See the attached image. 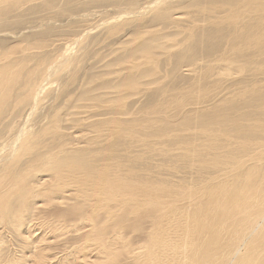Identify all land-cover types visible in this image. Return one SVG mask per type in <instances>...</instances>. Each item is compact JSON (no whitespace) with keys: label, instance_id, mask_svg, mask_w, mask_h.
I'll return each mask as SVG.
<instances>
[{"label":"bare ground","instance_id":"obj_1","mask_svg":"<svg viewBox=\"0 0 264 264\" xmlns=\"http://www.w3.org/2000/svg\"><path fill=\"white\" fill-rule=\"evenodd\" d=\"M55 1L0 0V20ZM166 1L146 5L172 43L118 45L80 90L53 80L76 78L54 40L0 50V226L25 230L30 257L47 251L27 234L38 218L69 235L65 264H264V0H195L175 17ZM184 66L194 93L154 91Z\"/></svg>","mask_w":264,"mask_h":264},{"label":"rangeland","instance_id":"obj_2","mask_svg":"<svg viewBox=\"0 0 264 264\" xmlns=\"http://www.w3.org/2000/svg\"><path fill=\"white\" fill-rule=\"evenodd\" d=\"M128 1L129 0H58L55 1L56 4L54 3L52 9H39L36 12L30 10L24 13H11L5 19L0 20V47L2 48H0V50L19 49L26 44L30 33L42 34V37L54 40L55 45L52 47H58V53L65 52L64 54L66 55L72 52L71 55H73V64L70 68L72 70L71 73L76 74L74 83H71L72 85L69 83H67L68 85L66 84V79L68 82V75L70 74L68 71L69 68L68 70L67 68H63L64 70L62 69L61 71L59 70V74L57 72L53 80L57 78L58 75L59 79H56V81L59 80L58 83H60V88H63L64 85L67 87L71 86L69 89H74L75 87L77 88L76 90H80L77 85H81L84 76L92 75L93 79L99 78L97 76L104 70V68H101L104 63L102 57L113 58L112 50L116 49L118 45H122L125 50H128L144 41H151L156 45L159 43H172V37L169 42H165L162 37L166 36L165 33L173 32V27L171 25L167 26V24L164 25L159 20H153L156 13L154 15V13H152L153 11H147L149 7L147 6L149 4L148 1L150 0H133V3H136V5L129 4L131 1ZM190 3H195V0H167L164 5L168 7V12L172 13L171 17H175L177 16L176 12L181 13V10L189 6ZM140 7L142 8L140 9ZM118 9L123 12L121 16L123 15L124 18L120 20L121 24L117 25L118 22H115L113 18L121 13ZM185 15H180L183 19L182 21L187 20ZM114 27L118 32L115 30V34L109 35L108 32ZM69 46L71 47L69 48ZM182 50V46H172L170 49H167L170 53H181ZM18 55L20 54H15L14 56ZM182 57L185 58L186 55ZM182 63H186V61ZM95 66L99 67L96 68ZM184 68H186V66L182 67L180 72L176 71V73H173L174 76L170 75L168 78L161 76L160 79L155 82L154 88L156 89L154 91L157 93L158 91H163V95L172 93L176 96L179 95V91L185 95L194 93L195 91L192 90L188 82L191 74H189L186 69L185 71ZM228 76L239 77L235 74ZM98 81L99 80H96V82ZM55 87L56 84H52V86L47 89L48 92L46 93H48V95L46 99L53 94V89H55ZM195 96L196 95L193 97ZM147 100V96L141 98L137 97L136 103L142 104ZM43 104H46V102ZM46 106L48 105L46 104ZM22 119L23 118L17 121L13 126V133L17 132V129L19 130L18 125L21 123ZM175 122H177V120ZM16 126H18V128ZM177 153L181 154V150H178ZM44 175L43 179L47 180L50 178L46 173H44ZM41 203H43V201H41ZM49 209L50 207L47 206L44 210L39 211V215H42L43 211H48ZM53 209L54 208H52V210ZM32 220L29 223L31 227L27 234L30 235V240L39 238V244L47 248V251L41 253L36 252L35 255L38 256L36 258L32 257V255L30 257L29 255L32 251L28 245H26L25 230H15L10 226L4 227L2 225L0 226V264H65L64 253L66 254L67 250L62 249L64 248L63 244L68 245L70 239H68V241H62L61 239L68 238L69 235L62 231L59 232V230L58 233L57 230L53 231V229L48 226L49 224L43 220L44 224L41 225V219L38 220L37 218L36 220L33 218ZM70 251L71 249L68 250V252ZM26 256L28 257L25 258ZM90 258L91 259L85 261L86 263L84 262L83 264H88L96 260L95 256Z\"/></svg>","mask_w":264,"mask_h":264}]
</instances>
